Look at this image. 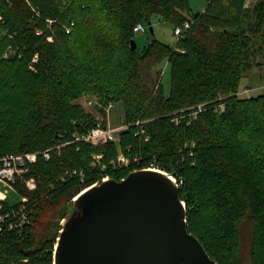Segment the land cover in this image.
<instances>
[{
	"label": "trees",
	"instance_id": "obj_1",
	"mask_svg": "<svg viewBox=\"0 0 264 264\" xmlns=\"http://www.w3.org/2000/svg\"><path fill=\"white\" fill-rule=\"evenodd\" d=\"M154 16L191 26L175 46L152 33L133 49L135 26ZM262 58L264 0H208L196 13L189 0H0V154L51 149L31 166L37 189L24 190L30 225L15 216L0 233V264H54L72 198L151 163L183 179L188 230L212 258L264 264V92L239 94ZM117 102L129 124L119 142H72Z\"/></svg>",
	"mask_w": 264,
	"mask_h": 264
},
{
	"label": "water",
	"instance_id": "obj_2",
	"mask_svg": "<svg viewBox=\"0 0 264 264\" xmlns=\"http://www.w3.org/2000/svg\"><path fill=\"white\" fill-rule=\"evenodd\" d=\"M131 44L137 47L135 39ZM66 210L54 264H219L188 230L187 205L171 173L141 168L122 180L102 179Z\"/></svg>",
	"mask_w": 264,
	"mask_h": 264
},
{
	"label": "built area",
	"instance_id": "obj_3",
	"mask_svg": "<svg viewBox=\"0 0 264 264\" xmlns=\"http://www.w3.org/2000/svg\"><path fill=\"white\" fill-rule=\"evenodd\" d=\"M190 26L191 22L189 20L186 21L183 26L175 28V35L179 38L180 36H182L184 30L190 28ZM134 31L136 34H139L147 31V28L144 26L143 23H139L135 26ZM252 90L253 89L251 87H247L243 91L239 92V94L247 95L251 93ZM112 106L113 103H110V105L108 106V110ZM199 107L201 109L202 105H200ZM123 122L124 123L121 127L116 128L110 125L108 122L105 123L103 121H99L89 131L82 134L75 133L73 135L72 142H87L93 144H103L114 141L119 142L120 132L129 127V124H126L124 119ZM136 125H140V132L142 134L146 133L145 129L142 127L141 121H138ZM189 151L190 154L193 155L192 149H190ZM50 152L51 149L25 153L9 152L5 154H0V233L3 232L4 227H7V229L10 230L15 228V216L19 217L21 227H26L30 225L31 220L28 205L29 196L24 193V190L33 191L37 189L38 182L36 178L34 176L29 175L31 166L35 164L40 157L50 159ZM101 157V155L94 156L96 160H99ZM117 163L128 165L130 163V158L124 152L120 151L117 158ZM147 168L169 173L154 163H151L150 166ZM69 173L71 174V172L68 170L67 174L69 175ZM72 173H77V171H74ZM79 174L83 180L85 177L84 171L79 172ZM173 176L179 187H181L184 182L183 179L174 174ZM108 177V175L104 176L103 179H106ZM9 188L16 189L23 194L22 200L19 204L11 205L9 203ZM77 195H75L73 198H75Z\"/></svg>",
	"mask_w": 264,
	"mask_h": 264
},
{
	"label": "rangeland",
	"instance_id": "obj_4",
	"mask_svg": "<svg viewBox=\"0 0 264 264\" xmlns=\"http://www.w3.org/2000/svg\"><path fill=\"white\" fill-rule=\"evenodd\" d=\"M190 6L193 12H202L205 10L208 0H189ZM257 0H247L248 5H252ZM151 22V25H150ZM144 26L147 28V31L136 34L137 45L142 48L149 40L152 35L150 30L151 26L154 28V35L159 40L175 46L177 44L178 37L175 35L174 26L172 23L161 20L159 17L154 16L151 21H144ZM264 61V59H261ZM160 69H163L161 81L164 84L166 92L170 91L171 88V70L168 63H165L161 66ZM242 88L251 87L253 90L251 93L247 94L248 96H256L264 92V64L254 68L250 73H248L241 82ZM92 102V103H90ZM96 101L93 97H85L81 99V103L84 106L88 107L91 104H94ZM88 109L91 111L95 110L93 107L89 106ZM125 117V107L121 102L114 103V106L108 110L106 117H101L102 121L108 122L113 127H121L123 125V119ZM9 203L11 205H17L21 202L23 194L16 189L9 188ZM243 251L246 256L250 249L251 238L249 234H246L244 239Z\"/></svg>",
	"mask_w": 264,
	"mask_h": 264
}]
</instances>
